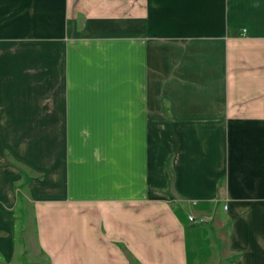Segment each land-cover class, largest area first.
<instances>
[{
    "label": "crops",
    "instance_id": "1",
    "mask_svg": "<svg viewBox=\"0 0 264 264\" xmlns=\"http://www.w3.org/2000/svg\"><path fill=\"white\" fill-rule=\"evenodd\" d=\"M23 207L48 264H264V0H0V264Z\"/></svg>",
    "mask_w": 264,
    "mask_h": 264
},
{
    "label": "rangeland",
    "instance_id": "2",
    "mask_svg": "<svg viewBox=\"0 0 264 264\" xmlns=\"http://www.w3.org/2000/svg\"><path fill=\"white\" fill-rule=\"evenodd\" d=\"M25 212L27 215L25 214ZM27 216L30 218V214L28 213V211H26L24 209V207L18 210L17 219L19 221H21V228H23V230L21 229V239H19V247H18L19 252H18V254H20V256H22V259H21V261H19L16 264H48L44 260L41 252H39V253L35 252L37 250L32 245L31 241H33V240L32 239L30 240L27 238V234H29V232L24 231V227L28 225L27 223H24L26 221ZM199 219H204L205 220L204 223L203 224H193L190 221L189 222L193 226H201V225L206 224V222L208 221V219L204 218V217L199 218ZM188 220H189V218H188Z\"/></svg>",
    "mask_w": 264,
    "mask_h": 264
},
{
    "label": "built area",
    "instance_id": "3",
    "mask_svg": "<svg viewBox=\"0 0 264 264\" xmlns=\"http://www.w3.org/2000/svg\"><path fill=\"white\" fill-rule=\"evenodd\" d=\"M189 221L193 224H203L205 220L204 219H196L194 216H190Z\"/></svg>",
    "mask_w": 264,
    "mask_h": 264
}]
</instances>
